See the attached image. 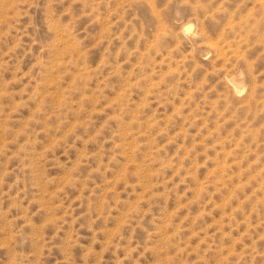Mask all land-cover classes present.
I'll return each mask as SVG.
<instances>
[{
	"label": "rangeland",
	"instance_id": "obj_1",
	"mask_svg": "<svg viewBox=\"0 0 264 264\" xmlns=\"http://www.w3.org/2000/svg\"><path fill=\"white\" fill-rule=\"evenodd\" d=\"M0 264H264V0H0Z\"/></svg>",
	"mask_w": 264,
	"mask_h": 264
}]
</instances>
